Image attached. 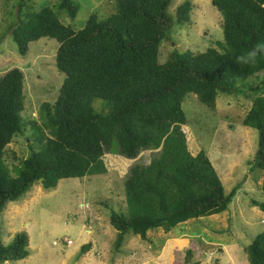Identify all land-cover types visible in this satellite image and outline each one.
Segmentation results:
<instances>
[{
    "label": "trees",
    "instance_id": "1",
    "mask_svg": "<svg viewBox=\"0 0 264 264\" xmlns=\"http://www.w3.org/2000/svg\"><path fill=\"white\" fill-rule=\"evenodd\" d=\"M31 2L16 0L18 12L6 30L23 56L31 42L55 39V65L65 78L55 101L44 102L39 118L27 121L23 71L13 67L0 77V214L40 182L52 189L61 179L106 173L105 153L136 158L144 149L158 155L148 165L132 166L125 181V212L108 210L117 246L127 234L167 233L227 210L237 187L227 193L207 151L194 155L188 148L182 104L189 94L211 110L221 94L253 95L243 124L259 134L250 169L261 171L264 191V0H212L223 18L219 47L197 53L174 49L162 63L161 43L190 21V0L175 13L169 11L172 0H115L111 16L100 19L93 13L80 29L60 17L65 11L75 18L76 1L61 0L37 11ZM258 74L260 80L247 93L242 87ZM29 124L28 155L9 153L14 137L23 136ZM254 202L264 211V201ZM248 253L250 264H264V231ZM30 254L26 231L9 243L0 231V264H15ZM185 255L174 264H201L192 249ZM214 264L221 263L216 259Z\"/></svg>",
    "mask_w": 264,
    "mask_h": 264
},
{
    "label": "rangeland",
    "instance_id": "2",
    "mask_svg": "<svg viewBox=\"0 0 264 264\" xmlns=\"http://www.w3.org/2000/svg\"><path fill=\"white\" fill-rule=\"evenodd\" d=\"M31 1L37 11L61 0ZM74 1L80 4L77 16L71 18L62 11L60 17L76 29L84 27L93 13L105 19L116 11L115 0ZM184 1L172 0L169 11L175 13ZM190 1L193 7L190 21L177 26L170 40L161 43V63L174 49L181 53L203 52L209 47H219L218 42L224 39L222 14L212 0ZM15 2L0 0V77L13 67L23 71L25 109L22 115L27 121H33L39 118L44 102L55 101L65 75L55 65L54 49L58 45L55 39L33 41L26 55L19 53L6 30L18 12ZM260 75L250 77L247 87H241L250 93L249 87L260 80ZM253 99V95L221 94L215 109L211 110L198 96L189 94L182 104L187 116V124L182 128L190 152L195 155L201 149L206 150L226 192L234 187L238 189L227 210L189 220L167 233L163 229L150 230L145 238L127 234L117 246V231L109 224L108 210L125 212V181L132 166L148 165L158 150L144 149L136 158L107 152L103 156L106 173L61 179L52 189H45L40 182L2 210L0 231L6 243L20 231H26L29 236L31 254L15 264H174L183 261L187 249L193 250L194 258L201 264H214L216 259L221 264H250L248 246L264 231V211L254 202L264 201L262 173L257 168L250 169L259 134L243 124ZM30 126L25 136L14 137L8 146L9 153L28 155L25 137L33 133ZM87 243L91 246L84 252L82 246Z\"/></svg>",
    "mask_w": 264,
    "mask_h": 264
}]
</instances>
